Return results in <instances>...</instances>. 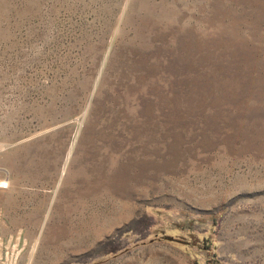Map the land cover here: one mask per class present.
<instances>
[{"label":"rangeland","instance_id":"rangeland-1","mask_svg":"<svg viewBox=\"0 0 264 264\" xmlns=\"http://www.w3.org/2000/svg\"><path fill=\"white\" fill-rule=\"evenodd\" d=\"M0 264H264V0H0Z\"/></svg>","mask_w":264,"mask_h":264}]
</instances>
